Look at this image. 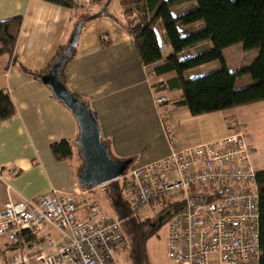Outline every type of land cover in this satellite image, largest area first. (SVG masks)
Returning a JSON list of instances; mask_svg holds the SVG:
<instances>
[{"label":"crops","instance_id":"crops-1","mask_svg":"<svg viewBox=\"0 0 264 264\" xmlns=\"http://www.w3.org/2000/svg\"><path fill=\"white\" fill-rule=\"evenodd\" d=\"M73 2L77 9L42 0H0V22L22 18L14 55L0 56V91L10 95L16 108L15 116L0 125V174L3 176L0 209L9 201L38 203L43 196L57 191L72 195L80 209L79 217L86 218V208L77 200L90 193L83 190L78 181L79 169L83 166L75 144L80 134L79 125L74 115L35 75L48 72L58 52L68 46L80 21L85 23L74 57L64 67L63 80L95 114L112 157L133 159L137 162L135 167L166 157L169 142L163 119L173 124L177 139L186 148L227 137L232 132L229 122L234 118L249 135L253 168L257 172L264 170V101L193 116L186 106L178 105L183 92L173 86L177 73L155 72L154 68L164 62L155 67L144 66L134 40L106 16L112 14L124 20L117 0L109 5L106 0L96 4L92 0ZM197 9L198 4L190 2L173 9V15L179 18ZM204 27V23H197L181 26L180 31L186 37ZM155 31L164 61L173 54V48L161 22ZM212 48V43L207 41L183 51L178 57L183 61ZM231 48L233 55L250 57L249 65L259 53L258 50L249 53L242 44L224 51H232ZM228 58L225 57L227 67L235 72ZM242 67L239 64L236 70ZM219 69V62H211L189 70L185 76L187 80H194ZM150 73L153 74L149 76ZM164 85L169 87L159 88ZM161 95L168 97L169 102L159 108L155 98ZM220 122L223 131L217 135ZM64 140L71 145L72 156L59 160L52 146ZM47 234L58 238V232L51 226H47L39 238ZM36 240L27 234L20 236L21 244L27 248H32ZM14 254L15 247L10 246L7 239H1L0 264H11Z\"/></svg>","mask_w":264,"mask_h":264},{"label":"built area","instance_id":"built-area-1","mask_svg":"<svg viewBox=\"0 0 264 264\" xmlns=\"http://www.w3.org/2000/svg\"><path fill=\"white\" fill-rule=\"evenodd\" d=\"M168 102L163 95L155 98L159 108ZM163 127L169 154L124 175L132 216L180 195L183 201L165 223L171 264H260L258 172L249 135L233 118L227 137L184 148L173 124L163 119ZM79 211L72 195L57 191L38 203H6L0 209V240L15 247L11 264H120L118 256L128 245L122 221L108 218L98 204L87 207L84 219ZM47 226L58 238H39ZM22 234L37 238L32 248L21 244Z\"/></svg>","mask_w":264,"mask_h":264},{"label":"trees","instance_id":"trees-1","mask_svg":"<svg viewBox=\"0 0 264 264\" xmlns=\"http://www.w3.org/2000/svg\"><path fill=\"white\" fill-rule=\"evenodd\" d=\"M51 4L77 9L73 0H42ZM115 0H106L107 4ZM123 9L124 20L115 15L107 14L135 42L141 62L144 66L155 67V72L172 70L177 73L173 86L183 92V99L178 105L186 106L193 116L231 110L264 101V0H117ZM93 4L101 0H92ZM196 2L198 9L179 18L173 15V9L184 4ZM105 15V14H104ZM161 22L173 54L163 61L155 27ZM204 23L203 30L183 37L181 26ZM22 24V18H13L0 22V56L14 55V50ZM210 41L213 48L196 57L181 61L179 54L197 45ZM242 44L246 51L258 50V56L248 68L231 72L226 64L224 50ZM67 47L62 48L57 60ZM76 48L67 58L66 64L74 57ZM219 62L220 69L203 77L187 80L185 74L202 65ZM65 64V65H66ZM65 67V66H64ZM62 70V77H63ZM38 79L41 75L35 74ZM242 75H250L253 85L237 89L236 84ZM164 85L159 88L167 89ZM161 91V90H157ZM156 93V91H154ZM160 93V92H159ZM157 95V93H156ZM158 97V96H157ZM162 106V105H161ZM16 114V108L10 95L0 91V125ZM53 153L57 159L72 156V148L68 141L53 144ZM117 182V193L113 195V206L122 221V230L128 245L121 253L125 254L130 264H150L148 242L159 230L172 212H165L157 219L139 221L130 212V205L119 195L120 186ZM257 189L260 198V264H264V170L257 174Z\"/></svg>","mask_w":264,"mask_h":264},{"label":"water","instance_id":"water-1","mask_svg":"<svg viewBox=\"0 0 264 264\" xmlns=\"http://www.w3.org/2000/svg\"><path fill=\"white\" fill-rule=\"evenodd\" d=\"M80 21L69 42L67 49L39 80L52 92L76 118L80 134L76 141L83 166L79 169L78 181L84 189H96L120 180L132 168L133 159L116 160L111 156L109 144L102 139L98 120L89 105L73 94L62 77V70L78 45L82 27Z\"/></svg>","mask_w":264,"mask_h":264},{"label":"rangeland","instance_id":"rangeland-1","mask_svg":"<svg viewBox=\"0 0 264 264\" xmlns=\"http://www.w3.org/2000/svg\"><path fill=\"white\" fill-rule=\"evenodd\" d=\"M235 48V47H233ZM244 48V47H243ZM232 49V48H231ZM229 49V50H231ZM234 49L232 51H224V57L228 58V63L235 72L238 69V65L242 64L241 69L248 68L250 57L243 58V56L234 53ZM252 51H249V53ZM253 85L252 78L250 75H242L237 81V88L243 89ZM223 131V127L221 126V122L217 123V135H219ZM114 158V157H113ZM116 159V158H114ZM118 160V159H116ZM137 162L133 164L132 167H135ZM125 178H121L120 182H117V186H120L119 195L122 197L123 201L130 205L131 202V193H129L125 188ZM90 193H87L84 197H79L77 200L79 204L86 208L91 204H98L101 206L103 213L110 219L121 221L117 211L113 206V195H115L117 191L116 185H105L96 189H84ZM183 199L179 196L176 197H168L166 199H162L158 204L150 203L146 205L143 210L138 214L137 219L139 221H145L148 219H157L160 215L165 212H169L175 204L181 203ZM148 255L150 264H171V262L167 259V249H166V230L165 224L156 233L148 242ZM119 263L120 264H130L126 255L123 253L119 254Z\"/></svg>","mask_w":264,"mask_h":264}]
</instances>
